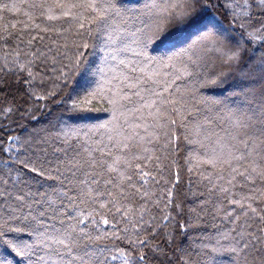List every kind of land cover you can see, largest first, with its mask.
I'll use <instances>...</instances> for the list:
<instances>
[{
  "label": "snow or ice",
  "instance_id": "6c2138e0",
  "mask_svg": "<svg viewBox=\"0 0 264 264\" xmlns=\"http://www.w3.org/2000/svg\"><path fill=\"white\" fill-rule=\"evenodd\" d=\"M23 2L27 8L24 15L33 22L31 26L57 36L74 28L75 34L82 37L85 23L96 24L99 28L115 7L110 0ZM199 6L200 0H165L162 4H153L148 39L158 41L162 46L174 44L186 29L197 26ZM243 7L248 12L249 24L252 21L249 10L255 8L262 14L260 27L248 35L250 39H257L256 33L260 32L259 39L264 41V0H256L255 4L245 0ZM19 10L15 3L0 4V12ZM244 26L241 24L242 28ZM4 31L8 32L7 27ZM212 44L211 50L229 70L239 63L241 49L217 46L215 40ZM76 47L87 48L88 44L84 42ZM82 55L77 54L76 70H79ZM173 59L146 57L148 64L161 68L168 67ZM130 71L143 72V69L132 68ZM28 75L33 76L31 71ZM228 75L229 72L223 69L205 73L203 84H223ZM158 76L157 72L149 77L123 75L121 84L134 89L131 94L124 92L123 87H118L111 98L102 95V89L89 90L70 105L69 111L85 121L89 119L87 113L95 110L97 100L107 98L109 104L116 105L118 99L114 97L132 102V96H135V106L127 113H120L130 131L117 125L119 130L114 129L115 135L109 134L99 140H92L89 132L78 127L58 132L54 137L36 136L29 142L27 155L5 164L9 173L16 172V177L11 183L8 179H0V206L10 210L7 218L0 216V242L21 258H27L30 253L36 255L35 249L43 251L44 255L38 256L33 264H108V255L98 254L106 250L110 252L107 244L102 242L127 241L137 255L124 256L123 264H151L149 251L145 250L149 249L152 256L160 255L164 250L153 245L158 235L154 229L159 225L152 222L154 217L145 220V215L150 213L151 206L158 207L162 198L166 208L180 207L177 187L182 179L179 169L183 167L189 174V185L194 183L192 174L197 175L195 184L205 189L200 195L208 197L204 203H213L216 214L234 225L223 234L233 241L229 251L237 257L243 256V264H255L253 254H258L259 264H264V59L257 69L245 74L246 79L258 83L247 88L245 99L249 107L241 115H234L228 138L218 140L217 147L210 152H190L184 166L178 165L175 157L181 136L178 118L183 120L186 106L181 97L170 91L175 81L157 79ZM149 80L154 87H141ZM27 83L31 86L32 80ZM144 109L148 110L150 119L145 118ZM136 113L139 115L130 121L129 117ZM116 120L114 114L113 120L102 127L109 128ZM137 129H142L143 134ZM189 135L186 131L184 139L188 140ZM13 139L8 137L9 141ZM197 142L204 147L203 142ZM0 150L11 152V145ZM13 164L17 165L15 169ZM204 166H209L211 171L202 170ZM172 167L178 169L174 174L171 173ZM166 171L172 178L163 175ZM42 180H54L56 184L45 185ZM161 180L164 185L171 186L154 187L160 185ZM170 218V213L163 217L164 220ZM196 222H199V215ZM121 224L124 225L122 228ZM192 226L187 221L181 225L184 228ZM9 232L26 233L34 243L21 247L14 240L2 239ZM204 256L203 251L197 254L198 259L185 253L181 259L183 264H204ZM249 256L253 259L249 260ZM112 259L116 257L113 255ZM0 264H8L7 259Z\"/></svg>",
  "mask_w": 264,
  "mask_h": 264
},
{
  "label": "trees",
  "instance_id": "16d2710c",
  "mask_svg": "<svg viewBox=\"0 0 264 264\" xmlns=\"http://www.w3.org/2000/svg\"><path fill=\"white\" fill-rule=\"evenodd\" d=\"M248 1L250 4L256 3V0ZM110 2L115 7L110 10V14L102 25L98 28L96 24L85 23V29L81 30L83 33L81 37L75 34L74 28L59 36L51 32H40L39 29L31 26L33 22L24 15L27 8L23 0H0V4L15 3L20 7L19 11L0 12L2 17L0 18V88L1 86L6 88L7 84L10 89L15 86L28 102L25 104L24 101L22 106L14 108L11 104L0 105V149L11 145V152L0 150V179H8L10 183L15 179L16 172L9 173L5 164L27 155L30 151L29 142L36 136L54 137L58 132L78 127L89 132L92 140H99L102 137L106 138L109 134L115 135L114 129L119 130L117 125L122 126L125 131H130L120 113H127L128 109L135 106L134 102L137 100L135 96H132V102L114 97L118 99L116 105L109 104L107 98L97 100L95 110L87 113L89 119L85 121L79 120L76 114L69 111L73 100L89 90L102 89V95L111 98L118 87H123L124 92L131 94L135 90L121 84L123 75L149 77L153 72H157L159 73L157 79L175 81L170 91L181 97L186 106L183 120L180 121L178 118V131L181 136L175 159L180 166L185 165V158L190 152L199 151L201 154L210 152L217 147L218 140H226L228 133L232 131L231 121L234 115L239 116L246 111L242 105L245 102V93L242 97L233 94L234 97L228 95L225 99L220 86L234 84L239 87L243 84L242 82H245V74L251 72L246 71V67L249 64L257 65L264 59V41L259 39L261 33H256L257 39H250L248 35L249 32L260 27V16L252 18L249 24L248 12L239 19L232 13L225 15L216 10L213 1L200 0L196 16L198 24L192 29L201 30L202 34L198 36L195 44L190 43L183 46V49L177 50L169 48L170 52L162 53L158 51L159 48L167 49V46L173 44L162 46L158 41L148 39V34L154 11L152 5L162 4L165 0L159 2L157 0H110ZM136 3L138 5H135ZM223 6L224 12H231L225 8L224 4ZM254 12L257 13L258 10L254 8ZM227 16L232 18L238 26L233 21L227 20ZM210 21L220 30L225 31L227 36L217 37L216 30L208 26ZM36 22L39 23V21ZM26 24L28 27H25ZM241 24L245 26L242 28ZM5 27L8 32L4 31ZM64 27L67 28L68 25L65 24ZM89 28H91L90 32ZM33 36L36 39L33 40ZM41 36L44 38L40 39ZM205 36L208 37L207 40L202 39ZM4 37H7V40ZM29 40L32 41L31 44L28 43ZM213 40L217 42V46L229 48H239L237 43L240 41L242 48L239 63L234 64L230 70L224 66L217 53L211 50ZM84 42L88 44L87 48L76 47L77 44ZM251 52L254 54L252 55ZM78 53L83 55L80 56L79 70H76L74 64ZM146 57L154 60L168 57H174V59L168 67L161 68L155 64H148ZM132 68L143 69V72H131ZM222 69L229 72L223 84L215 86L203 84L205 73L219 72ZM29 71L32 72V77H29ZM85 78H89L88 84L75 90V86ZM30 79L31 86L27 83ZM252 83H258V81H252ZM141 87L151 88L154 85L149 80ZM4 95L7 100V92ZM165 95L168 94L165 93ZM235 97L237 98L233 100ZM9 108L12 110L7 112ZM143 112L145 118H148V110L144 109ZM114 114L117 120L113 121L112 126L102 127L113 120ZM138 115L139 113L133 114L129 120H135ZM181 124L183 126H180ZM137 131L143 134L142 129ZM186 131L190 133L188 140L184 139ZM9 136L14 139L9 141ZM197 141L203 142L204 147H201ZM16 167L17 165H12L13 169ZM177 170L176 167H172L171 173L174 174ZM179 170L182 179L177 187V203H180V207L168 209L162 198L160 205L151 206L150 213L145 215V220L154 217L152 222L159 225L154 229L158 235L153 245H159L164 250L157 256H152L149 249L145 250L149 251L151 264H183L182 255L191 253L193 259H198L197 254L202 251L205 253L204 264H243V256L237 257L229 251L233 241L230 238L226 239L223 235L234 225L216 214L213 203H204L208 197L200 195L201 192H205V189L195 184L197 175L192 174L194 183L189 185V174L183 167ZM202 170L211 171V168L204 166ZM163 175L172 178L167 171ZM41 182L45 185L56 184L54 180ZM161 186L170 187L171 185H164V181L161 180L160 185L154 187L159 189ZM157 194L160 195V191ZM9 211L6 206H0V216L7 218ZM168 213L172 218L164 220L163 217ZM186 221L193 226L181 227ZM123 226V224L120 225L121 228ZM132 231V226L129 225V232L132 233ZM132 238L135 239V236L133 235ZM143 238L141 234V239ZM2 239L14 240L21 247L34 243V239L26 233L9 232ZM102 244H107L110 252L106 250L98 254L108 255V264H123L124 256L137 255L132 252L127 241L110 240ZM213 248L216 249L215 252L211 251ZM171 249L176 250L177 256ZM35 251L36 255L30 253L27 258H21L0 242V261L7 259L8 264H33L38 256L44 255V252L39 249ZM113 255L116 257L114 260ZM253 255L256 257L255 264H259L258 254ZM170 258L173 263L170 262ZM252 259L253 257L249 256V260Z\"/></svg>",
  "mask_w": 264,
  "mask_h": 264
},
{
  "label": "rangeland",
  "instance_id": "374dc122",
  "mask_svg": "<svg viewBox=\"0 0 264 264\" xmlns=\"http://www.w3.org/2000/svg\"><path fill=\"white\" fill-rule=\"evenodd\" d=\"M157 1L159 2L160 0H157ZM209 1H213L214 2L213 3L214 8L216 10L222 12L225 15L232 13L234 16H237L239 19H241L242 15L246 14L245 10L243 12V9H244L243 6H244V3H245V0H209ZM248 3H249V1H248ZM223 4L225 5V8L231 10V12L230 11L224 12ZM135 5H138V3H136ZM228 5H231V7H228ZM249 11H250V14H251L253 19H255L258 16H260L262 18V14L258 13L259 11L257 13L254 12V8H252ZM227 20L233 21V19L228 17V16H227ZM233 22L236 23L235 21H233ZM208 23H209L208 26L211 27L212 30L213 29L216 30V32L218 33V35L215 34L217 37H224L225 38L227 36L225 31L220 30V28H218V26L213 24L211 21L208 22ZM237 26H238V24H237ZM192 28L193 27H191L190 29L185 31L183 36L181 37V39L176 41L172 46H167V49H165L164 47H161V48L158 49V51H160L162 53H166V52H170V50L172 48H175L177 50V49H183L186 45H188L190 43L192 45H194L195 42H196V39L198 38V36L200 34H202V32H200L201 30L200 31L199 30H193ZM237 44L239 46V49H241L242 46H241L240 41ZM169 48H171V49H169ZM251 54L253 55L254 53L251 52ZM258 67H259V64H257V65H253V64L250 65L249 64V66L246 67V71L250 70L251 72H253ZM88 80H89V78L88 79L85 78L82 81H80L79 84L75 86L76 87L75 90H78L81 86H85L86 84H88V82H89ZM244 80H245V82H242L243 84H241L239 87H237L234 84L233 85H229L228 84V85L220 86L221 87L220 91L223 92V98L227 99L228 95H232L231 97H234L233 94H237L238 96L242 97V95L244 93H246L247 88L250 85L253 84L252 81H250L249 79H244ZM16 82H18V81L16 80ZM9 87L10 86H8V84H7L6 88H4L2 86L0 88V105H2V104L4 105L5 103L6 104H11L12 108H14V107L22 106V103L24 101H25V104H28V102L24 98V95L22 94V92H20V90H18L17 87L14 86L11 89ZM6 92H7V100H6L5 95H4ZM236 98L237 97H235L233 100H235ZM244 101L245 102L242 105L244 106V108L247 109L249 107V105L247 104L246 99H244ZM184 239H186V238H184ZM167 249H169V248H167ZM171 251H173L175 256H177L176 250H174V249L172 250L171 249ZM181 251H182V249L180 250V252ZM170 262L173 263L172 258H170Z\"/></svg>",
  "mask_w": 264,
  "mask_h": 264
}]
</instances>
